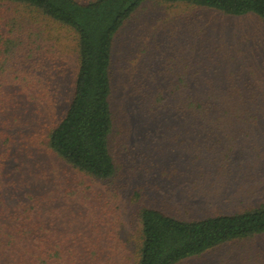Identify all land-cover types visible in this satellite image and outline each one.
Instances as JSON below:
<instances>
[{
  "label": "trees",
  "instance_id": "trees-1",
  "mask_svg": "<svg viewBox=\"0 0 264 264\" xmlns=\"http://www.w3.org/2000/svg\"><path fill=\"white\" fill-rule=\"evenodd\" d=\"M146 2L213 9L227 16L253 14L264 23V0H0V118L5 116L6 126L26 122L18 113L26 105L18 99L40 88L41 56L49 51L44 27L66 28L76 37L77 70L66 109L49 127L45 145L81 173L101 181L114 178V42ZM211 70L205 77L198 69L193 84L149 92L161 109L182 120L183 131L192 137L194 154L185 163L190 175L197 174L193 181L200 188L218 185L220 177L225 183L246 178L230 164L237 149L241 165L264 164V70L246 75L231 63L225 70ZM0 132L9 146L12 135ZM22 140L16 145L24 153ZM6 153L1 150V163ZM26 176L24 172L10 180L21 191L13 207L0 201V264H105L108 246L103 247L97 232L84 234L81 224L73 225L53 185L41 195L28 191ZM200 188L197 193L203 195L205 189ZM137 222L140 235L133 264H178L231 241L264 234V204L192 220L143 206Z\"/></svg>",
  "mask_w": 264,
  "mask_h": 264
},
{
  "label": "rangeland",
  "instance_id": "rangeland-1",
  "mask_svg": "<svg viewBox=\"0 0 264 264\" xmlns=\"http://www.w3.org/2000/svg\"><path fill=\"white\" fill-rule=\"evenodd\" d=\"M44 28L49 51L41 56L40 88L18 99L26 105L27 110H18L26 122L9 128L5 116L0 118V130L13 140L6 147L7 137L0 135V153L7 152L0 162V201L12 207L17 203L21 191L10 180L24 172L26 189L36 195L53 185L73 225L81 224L84 234L97 232L103 247L108 246L107 264H133L140 235L137 213L143 206L192 220L264 204V164L241 165L239 149L230 164L247 175L245 179L225 183L220 177L218 185L206 188L194 183L197 174L190 175L185 163L194 154L192 137L183 131L182 120L149 97L151 89L167 91L195 83L198 69L206 77L210 69L225 70L231 63L246 75L262 73L264 23L255 15L227 16L213 9L146 2L128 18L113 49L112 144L117 172L108 181L73 169L45 145L49 127L70 99L78 51L68 29ZM21 138L24 153L16 145ZM197 188L205 193L198 194ZM178 264H264V234L231 241Z\"/></svg>",
  "mask_w": 264,
  "mask_h": 264
}]
</instances>
